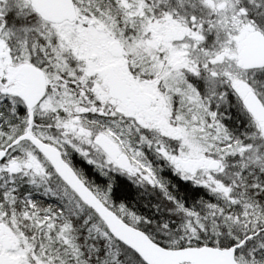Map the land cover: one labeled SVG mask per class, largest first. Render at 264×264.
I'll return each mask as SVG.
<instances>
[{
    "label": "snow or ice",
    "instance_id": "1",
    "mask_svg": "<svg viewBox=\"0 0 264 264\" xmlns=\"http://www.w3.org/2000/svg\"><path fill=\"white\" fill-rule=\"evenodd\" d=\"M0 264H264V0H0Z\"/></svg>",
    "mask_w": 264,
    "mask_h": 264
}]
</instances>
